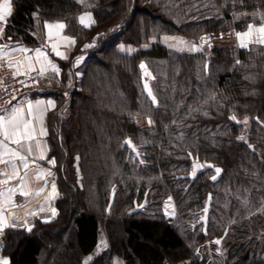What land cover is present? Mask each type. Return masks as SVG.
Segmentation results:
<instances>
[{"label": "trees", "instance_id": "1", "mask_svg": "<svg viewBox=\"0 0 264 264\" xmlns=\"http://www.w3.org/2000/svg\"><path fill=\"white\" fill-rule=\"evenodd\" d=\"M12 6L6 39L32 44L45 21L63 20L76 41L73 55L91 56L79 88L71 90L66 72L58 111L48 117L57 215L31 231L7 228L9 263L208 264L196 246L227 230V264H264V46H242L230 34L262 22L264 0H12ZM86 10L94 16L90 27L78 19ZM220 32L225 36L207 52L177 51L160 40L178 34L199 42ZM143 61L153 71L154 99L143 90ZM127 138L144 146L143 162L128 156ZM199 158L219 166L220 175L213 179L205 169L186 177ZM147 190L153 213L132 210ZM170 195L177 206L172 218L162 209ZM205 200L212 204L206 232L198 223ZM102 233L107 246L85 260Z\"/></svg>", "mask_w": 264, "mask_h": 264}, {"label": "crops", "instance_id": "2", "mask_svg": "<svg viewBox=\"0 0 264 264\" xmlns=\"http://www.w3.org/2000/svg\"><path fill=\"white\" fill-rule=\"evenodd\" d=\"M4 2L5 0H0V6ZM11 9L13 11L12 0ZM8 17L6 22H0V60L9 62L16 72L39 70L48 78L43 82L26 85L9 106L0 109V117L5 120L11 119L19 109L21 119L30 122L35 128L34 139L25 141L23 146L12 143L11 140L0 135V141H3L7 146V151L0 146V161H3L0 162V216L5 218L4 223L6 224L0 229L3 232L9 228L8 225L12 217L22 218L36 214L38 211H46L58 195L56 160L55 157L50 156L48 117L51 112L58 111L57 96L60 93L57 90L58 86L63 83L66 72H70V79L67 83L71 85V90L79 88L82 74L91 56L90 51L73 55L76 41L66 31L52 38L46 37L43 32L40 40L32 44L6 39L5 28ZM78 19L85 27H90L94 23L93 13L89 10L81 12ZM240 36L242 35H238L236 39L238 43H241ZM160 40L164 43L162 36ZM197 43L193 39L192 43L187 41V45L190 46L186 45L187 49L182 51H200L201 47L199 44L196 45ZM120 45L127 51L134 50V47L129 43L121 42ZM37 50H39V54ZM203 50L207 52L209 47H205ZM62 61L70 63V66L63 67ZM141 65L144 66L141 67L144 91L149 95L150 90L149 97L152 99L154 97L153 73L146 61H143ZM55 69H59V71L57 72ZM52 104L54 107L51 106ZM30 105L32 106L31 110L29 109ZM41 129L43 134H41ZM29 146L30 152L28 151ZM14 152L27 158L29 165L27 169L23 168L19 155L13 156ZM51 161H55V163L53 164ZM194 167L197 169V167L200 168V165L195 163ZM49 173L51 175H48ZM53 185H55V192ZM3 260L9 262L4 255L0 258V261Z\"/></svg>", "mask_w": 264, "mask_h": 264}, {"label": "built area", "instance_id": "3", "mask_svg": "<svg viewBox=\"0 0 264 264\" xmlns=\"http://www.w3.org/2000/svg\"><path fill=\"white\" fill-rule=\"evenodd\" d=\"M57 25H63V28L57 27ZM66 31V24L63 20H55V21H48L46 23V35L48 38L52 37H57L61 34H63ZM238 32V34H245L246 40L245 42L252 43L254 39H251L249 35H247L250 31V29H247L245 31H239V30H234ZM231 34V33H230ZM225 34L223 32H220L218 35H212V34H204L198 44L201 47V49L205 47H212L214 45V40L216 38H222L224 37ZM41 72L39 70H31L28 72H16L12 65L7 62V61H1L0 60V109L6 108L11 104L13 99H15L18 94L25 88L26 85L28 84H35L40 76ZM128 141H131V143H128ZM124 145L128 148V156H131L134 160L143 162L144 161V150H143V145L140 143H136L133 141L131 138H127L125 140ZM196 164L200 165L201 170L205 169H212L213 173L211 175V178L215 177V179L220 175L221 171L217 173L216 169L221 168L219 166H216L213 162L207 161V162H201L197 160L195 162ZM195 176L194 173L190 172L186 175V177H190L193 179ZM185 177V176H183ZM135 205L133 209L135 211H147L144 209L148 208L150 201H149V196H148V190L145 192L143 195L142 199L135 198ZM144 205H140V204ZM164 211L165 214L168 218H172L175 215V206L174 202L170 199L167 198L164 200ZM211 209V202L208 200L206 208L204 209V216L201 218V222L204 225V229L206 231L207 225L209 224V212ZM53 210H55L56 214V203L55 201L51 202V206L48 210L46 211H38L36 214H30L22 218H15L12 217L9 222V227H18V228H23V227H33L37 221H46L49 219H52L55 217L53 214ZM171 223H174V220H171ZM0 250L3 245V237L4 234L2 233L3 231H0Z\"/></svg>", "mask_w": 264, "mask_h": 264}, {"label": "rangeland", "instance_id": "4", "mask_svg": "<svg viewBox=\"0 0 264 264\" xmlns=\"http://www.w3.org/2000/svg\"><path fill=\"white\" fill-rule=\"evenodd\" d=\"M9 18V17H8ZM263 18V19H262ZM261 19V21L262 22H260L259 24H257V22H251L250 24H249V27H248V29H250L251 30V35L249 36L251 39H254L253 40V42L252 43H248L247 44V42H245L244 40H246V36H245V34H241L242 36H243V39H241V36H240V40H241V45H243V46H247V47H249V46H251V45H254V44H259L260 42H257L258 41V38L262 35L258 30L260 29V28H262V27H264V16L263 17H261L260 18ZM8 20V19H7ZM48 21H55V20H47V21H45L44 22V24H43V32H44V34H45V36L47 37V35H46V23L48 22ZM65 22V21H64ZM67 26V25H66ZM245 31V30H244ZM243 32V31H242ZM231 33V35H232V37L233 38H235V40L237 39V37H238V32H236V31H231L230 32ZM42 35H43V33H42ZM42 35H40V38H41V36ZM184 37V38H183ZM181 39H184V40H181ZM189 38H187V37H185V36H181V35H178V34H164V35H162V41H164V43L165 44H167V45H169L170 47H172V48H174L175 50H180V51H182V50H186L187 49V47H186V45H187V41H190V43H192V39H189ZM261 45H263L264 46V43H260ZM196 45H198V43L196 44ZM187 46H190V45H187ZM150 67V66H149ZM150 71L153 73V71L151 70V68H150ZM48 78V76H46L45 74H42L41 76H40V78H39V80L36 82V83H38L39 81H41V82H43L44 80H46ZM45 83V82H44ZM148 121H151V120H149V118H148ZM243 122H244V124L245 125H247L248 124V119H247V117L246 118H244L243 120H242ZM246 132H247V134H246V140H248L249 141V134H250V131H249V129H247L246 130ZM141 144V143H140ZM145 144V143H144ZM194 164L195 163H193V167L191 168V172L192 173H194L195 175L198 173V172H200V171H202L200 168H198L197 167V169L194 167ZM196 170V171H195ZM198 170V171H197ZM115 190V189H114ZM57 194H59V191H58V193ZM149 196V195H148ZM207 196H209V195H207ZM57 197H58V195L56 196V198H55V200H53V201H55V203H56V199H57ZM167 198H170L173 202H174V206H175V209H174V211H175V214L174 215H177V207H176V203H175V199H174V197L172 196V195H170V196H167V197H165L164 198V200H166ZM149 201H150V204L151 203H154V199H149ZM207 202L208 201H206L205 200V203H204V205H203V207H202V211H203V213L201 214V217L200 218H202V216H204V214H205V212H204V209L206 208V205H207ZM149 204V205H150ZM162 204H164V201H163V203ZM141 206L142 205H144V203L142 204H140ZM153 204H151L150 206H148V208H145L144 207V209L145 210H147L148 211V213H153V210L152 209H154L153 207H151ZM50 206H51V204H50ZM111 206V203L109 204V207ZM108 207V208H109ZM211 207H212V204H211ZM50 208V207H49ZM57 209V208H56ZM162 209L164 210V205H162ZM201 209V208H200ZM213 209H214V207H213ZM132 210H134L133 208H132ZM143 212H146V211H143ZM56 215H57V210H56V214H55V217H56ZM49 220H51V219H49ZM199 221H201V219H198ZM46 221H48V220H46ZM199 221H198V223H199ZM202 223V222H201ZM202 225H203V223H202ZM195 226V225H194ZM9 227V226H8ZM9 228H11V226L9 227ZM27 228H32V227H27ZM202 230H203V227H202ZM4 232H5V230H4ZM4 232H2L3 234H4ZM1 233V232H0ZM204 233V232H203ZM228 233V231L226 230V232L224 233V235H226ZM204 235H206V234H204ZM224 235H223V237H224ZM4 236H5V234H4ZM223 237L222 236H219V237H216V238H209V239H206L205 241H204V243H202V244H199V245H197L196 246V248H195V252H196V254L197 255H199V257L200 258H204L205 256V259L208 261V264H227V262H229V256H227V254L226 253H224L225 252V246H224V243H222V242H225L224 240H223ZM245 240H247V238L245 239ZM216 241H219V243H217V244H215L216 243ZM208 245V246H206V245ZM210 244H213V246L212 245H210ZM222 244H223V246H222ZM247 244H249V245H252L253 244V242H247ZM204 245V247H202ZM215 245V246H214ZM107 246V241H106V239H105V234L104 233H102L101 234V244H100V246L92 253V254H90V255H88L87 257H86V259L85 260H87V261H90L91 259H93L99 252H100V250L102 251L105 247ZM207 248H206V247ZM244 246H245V244H244ZM4 247H5V241H4V237H3V245H2V248H1V250H0V258L3 256V249H4ZM205 248V249H204ZM215 248V249H214ZM228 248V247H227ZM208 249V250H207ZM199 251V252H198ZM205 254V255H204ZM207 254V255H206ZM210 254V255H209ZM202 255V256H201ZM208 256V257H207ZM115 261V264H123V262H122V260H120L119 258H115L114 259Z\"/></svg>", "mask_w": 264, "mask_h": 264}, {"label": "snow or ice", "instance_id": "5", "mask_svg": "<svg viewBox=\"0 0 264 264\" xmlns=\"http://www.w3.org/2000/svg\"><path fill=\"white\" fill-rule=\"evenodd\" d=\"M11 0H5L4 4L0 6V22H6V18L11 15ZM57 27L63 28V25H57ZM262 35L258 38L257 42L264 43V27L260 28L258 30ZM251 30L247 35H251ZM240 35V34H238ZM241 39H243V36H241ZM243 46V45H242ZM88 47V46H86ZM39 54V50H37ZM141 67H144L141 65ZM57 72L59 69H55ZM147 87V85H146ZM149 95H151V92L149 90ZM154 99V98H153ZM54 107V104L51 105ZM32 106H29V109L31 110ZM232 119L235 120V117H232ZM151 123V121H149ZM0 135H3L5 139L11 140L12 143H15L17 145L23 146L25 141H31L34 139V133H35V128L30 122L22 120L20 117V110L17 109L16 113L13 114L11 119L5 120L3 117H0ZM41 134H43V130L41 129ZM243 139V137H241ZM128 143H131V141H128ZM0 146L4 147L5 150L7 151V146L4 145L3 141H0ZM28 151H31L30 146L28 147ZM19 155V158L22 162V166L24 169H27L29 167L27 158L23 155H20L19 153L14 152L13 156ZM3 162V161H0ZM51 163H55V161H51ZM217 173H219L221 170L216 169ZM48 175H51L49 173ZM215 179V177H213ZM53 191L55 192V185H53ZM23 194V192H22ZM53 214L55 215V210H53ZM5 218L0 216V229H2L6 224L4 223ZM48 222V221H45ZM28 231H31V228L27 229ZM216 243H219V241H216ZM0 264H9L7 260L0 261Z\"/></svg>", "mask_w": 264, "mask_h": 264}, {"label": "bare ground", "instance_id": "6", "mask_svg": "<svg viewBox=\"0 0 264 264\" xmlns=\"http://www.w3.org/2000/svg\"><path fill=\"white\" fill-rule=\"evenodd\" d=\"M216 31V30H215ZM199 37V36H198ZM197 38V37H196ZM223 47V46H222ZM231 47V46H230ZM233 47V46H232ZM211 50H212V48H211ZM197 52V51H196ZM205 56V55H204ZM149 67V66H148ZM150 68V67H149ZM142 70V69H141ZM144 90V89H143ZM145 92V91H144ZM147 93V92H146ZM154 96V95H153ZM153 98H155V97H153ZM155 104V103H154ZM148 116V115H147ZM230 117H232V116H230ZM257 118V117H256ZM239 119V118H238ZM255 121V120H254ZM258 122V121H257ZM262 123V122H261ZM240 124H241V122H240ZM155 125V124H154ZM149 130V129H148ZM149 154V153H148ZM196 157V156H195ZM133 159V158H132ZM195 159V158H194ZM199 161H200V158H199ZM203 161V160H202ZM210 161V160H209ZM192 163H193V161H192ZM193 167V166H192ZM196 167V166H195ZM196 171V170H195ZM198 171V170H197ZM202 172V171H201ZM180 176H182V175H180ZM179 177V176H178ZM195 179V178H194ZM190 180V179H189ZM114 189H116V188H114ZM112 195V194H111ZM169 195V194H168ZM208 195V194H207ZM166 197V196H165ZM207 197V196H206ZM113 198V197H112ZM213 198V197H212ZM150 199V198H149ZM164 199V198H163ZM163 201V200H162ZM163 203V202H162ZM163 205V204H162ZM177 207V206H176ZM202 209V208H201ZM199 219H201V218H199ZM210 219V218H209ZM168 220V219H167ZM200 222V221H199ZM170 224H171V220H170V222H169ZM175 224V223H174ZM204 225H202V227H203ZM228 228V227H227ZM203 229H204V227H203ZM206 232V231H205ZM221 235H222V233H220ZM222 243H224L225 244V242H222ZM215 244H217V243H215ZM206 245V244H205ZM210 245H212L213 246V244H210ZM206 246H208V245H206ZM205 246V247H206ZM215 246V245H214ZM222 246H223V244H222ZM202 247H204V245L202 246ZM207 248V247H206ZM205 249V248H204ZM215 249V248H214ZM208 250V249H207ZM199 252V251H198ZM200 255V254H199ZM205 255V254H204ZM207 255V254H206ZM210 255V254H209ZM202 256V255H201ZM206 257V256H205ZM204 257V258H205ZM208 257V256H207ZM203 258V259H204ZM202 260V259H201ZM206 260V259H205ZM203 261V260H202Z\"/></svg>", "mask_w": 264, "mask_h": 264}]
</instances>
